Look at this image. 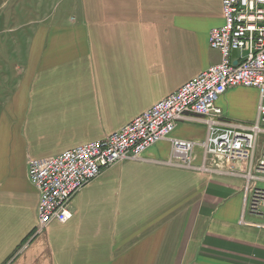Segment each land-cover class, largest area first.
I'll return each instance as SVG.
<instances>
[{"label":"crops","instance_id":"1","mask_svg":"<svg viewBox=\"0 0 264 264\" xmlns=\"http://www.w3.org/2000/svg\"><path fill=\"white\" fill-rule=\"evenodd\" d=\"M63 2L70 14L26 30L0 109V264H264V218L246 210L242 171L168 164L170 139H206L194 114L80 191L68 223L38 229L30 160L105 139L221 61L209 44L224 24L221 0ZM217 104L224 120L253 124L259 90L231 88ZM203 160L197 145L193 165Z\"/></svg>","mask_w":264,"mask_h":264},{"label":"built area","instance_id":"2","mask_svg":"<svg viewBox=\"0 0 264 264\" xmlns=\"http://www.w3.org/2000/svg\"><path fill=\"white\" fill-rule=\"evenodd\" d=\"M224 24L210 32L209 44L221 54L219 64L183 85L119 131L105 139L80 145L57 156L32 159L28 176L39 192L38 229L73 218V198L107 169L142 154L169 139L176 125L194 114L207 127L206 139H170L169 165L213 172L223 163L232 175L247 182L246 210L264 218V0H221ZM238 53L237 57L233 54ZM259 90L256 121L247 125L224 120L219 99L231 88ZM199 145L204 160L193 165ZM211 165V166H210Z\"/></svg>","mask_w":264,"mask_h":264},{"label":"rangeland","instance_id":"3","mask_svg":"<svg viewBox=\"0 0 264 264\" xmlns=\"http://www.w3.org/2000/svg\"><path fill=\"white\" fill-rule=\"evenodd\" d=\"M63 1L0 0V109L14 89L15 83L12 66H14L16 59L22 60L21 52L26 47L25 35L29 25L32 27L31 22L40 21L47 16L54 19L57 15L66 14L67 11L70 14L72 9H66V3ZM240 105L243 108L242 111H244L243 118L252 115V107L249 105L248 100L240 103ZM238 122L250 125L246 121ZM261 138L264 137L261 136ZM260 187L264 188V185Z\"/></svg>","mask_w":264,"mask_h":264}]
</instances>
